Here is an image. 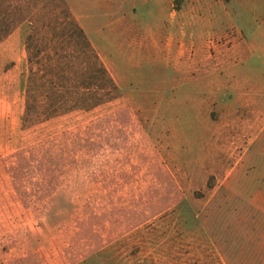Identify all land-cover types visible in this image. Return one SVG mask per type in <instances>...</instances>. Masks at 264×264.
<instances>
[{
  "label": "rangeland",
  "instance_id": "obj_1",
  "mask_svg": "<svg viewBox=\"0 0 264 264\" xmlns=\"http://www.w3.org/2000/svg\"><path fill=\"white\" fill-rule=\"evenodd\" d=\"M232 76L264 79V0H0V264H262L183 177Z\"/></svg>",
  "mask_w": 264,
  "mask_h": 264
},
{
  "label": "crops",
  "instance_id": "obj_2",
  "mask_svg": "<svg viewBox=\"0 0 264 264\" xmlns=\"http://www.w3.org/2000/svg\"><path fill=\"white\" fill-rule=\"evenodd\" d=\"M106 4L109 6L108 1ZM216 85L234 90L235 98L224 105L218 100L216 107L227 109L226 121L212 118L211 161L200 160L198 170L183 177L198 180V175L201 176L204 191L208 188L212 193L208 203L213 199L219 205L234 203L236 216L216 226L237 229L238 235L246 240L242 260L264 264V79L232 76ZM24 88L22 116L26 108V85ZM209 175L214 177L211 185L207 182ZM223 246L229 256L232 251L227 240Z\"/></svg>",
  "mask_w": 264,
  "mask_h": 264
},
{
  "label": "trees",
  "instance_id": "obj_3",
  "mask_svg": "<svg viewBox=\"0 0 264 264\" xmlns=\"http://www.w3.org/2000/svg\"><path fill=\"white\" fill-rule=\"evenodd\" d=\"M183 0H175V7L177 9H180L182 6ZM90 45V44H89ZM93 52V51H92ZM94 54V52H93ZM95 55V54H94ZM101 69L105 72V68H103L101 66ZM32 89L31 86H29L28 91H27V98H26V108H25V113L29 114L33 108V95H32ZM129 117V110H124V112L121 113V118H122V123H126ZM123 124V125H124ZM211 185V184H210ZM179 193V190H177ZM131 216L130 218H127L126 221H128L126 224L127 226L131 227L134 226L135 224L138 223V215L135 214L133 211H130ZM98 223V224H103V215L98 217V218H92L90 221H86V233H88L89 235V239H87L86 241H88L87 243H89L88 248L86 250V255H89L92 251L96 250L97 248L101 247L103 244H105L106 242H108L110 239L107 238L105 235H101V233L99 232H94L92 231V225L94 223ZM128 227V228H129ZM76 258H74L73 256L70 257V260L74 261Z\"/></svg>",
  "mask_w": 264,
  "mask_h": 264
}]
</instances>
